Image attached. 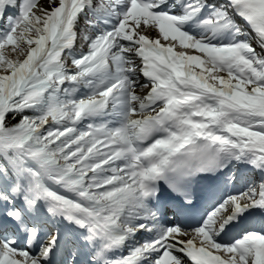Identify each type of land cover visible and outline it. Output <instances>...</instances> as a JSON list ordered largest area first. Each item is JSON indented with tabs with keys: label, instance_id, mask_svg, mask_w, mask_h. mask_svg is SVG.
Here are the masks:
<instances>
[{
	"label": "snow or ice",
	"instance_id": "1",
	"mask_svg": "<svg viewBox=\"0 0 264 264\" xmlns=\"http://www.w3.org/2000/svg\"><path fill=\"white\" fill-rule=\"evenodd\" d=\"M0 264H264V0H0Z\"/></svg>",
	"mask_w": 264,
	"mask_h": 264
}]
</instances>
